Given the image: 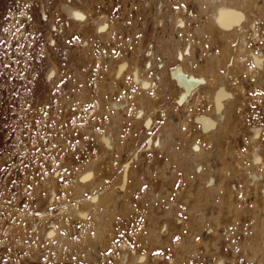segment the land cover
I'll use <instances>...</instances> for the list:
<instances>
[{
	"label": "rangeland",
	"instance_id": "1",
	"mask_svg": "<svg viewBox=\"0 0 264 264\" xmlns=\"http://www.w3.org/2000/svg\"><path fill=\"white\" fill-rule=\"evenodd\" d=\"M238 2L247 20L228 44L211 0H0V264H264V0ZM190 50L211 83L233 58L214 140L196 119L207 90L171 104L167 71Z\"/></svg>",
	"mask_w": 264,
	"mask_h": 264
},
{
	"label": "bare ground",
	"instance_id": "2",
	"mask_svg": "<svg viewBox=\"0 0 264 264\" xmlns=\"http://www.w3.org/2000/svg\"><path fill=\"white\" fill-rule=\"evenodd\" d=\"M238 5H241V3L238 2V0H211L210 3L211 12L208 19L209 25L215 27V29L219 31L220 36L222 38H226L228 44H231L232 38L237 35V33L241 30L243 24L247 20L245 10H243V8L241 7L238 8ZM61 8L63 13L67 17L68 22H71L72 24L79 26H84V24H87L89 22L88 14L85 11L81 10L80 8L72 6L67 3H62ZM106 21H107V17L105 15H101L100 17L93 19L92 25L94 26L97 35L101 36L102 34L105 33V29L107 27ZM51 40H53L52 34H48V42ZM51 44L53 45V41H51ZM193 57H194V52L190 50V52H188L187 55L182 56V61H183L182 64H178L176 65V67H173L172 69L167 71L168 80L174 82L175 85L177 86L176 97L174 98L171 104H174V106H177V108L182 107L186 109L191 103L193 98L194 99L198 98V96L196 95L198 91L204 90L206 92L207 90L206 94L210 101L209 108L204 114L205 115L204 117L200 116L196 119H198L201 122L203 127L202 132L201 133L199 132L201 136H205V137L207 136L210 137L209 139L214 140L218 138L217 135H221V134L223 135L226 133L227 126H225L226 123L225 118L228 117L227 116L228 107L230 104H232L236 96L234 90H232L227 83V76H228L227 74L228 72H230V69L233 67L231 65V60L233 58L229 57L228 59H226L227 60V64L225 65L226 70L222 72L221 75L219 76L216 75L218 77L216 78L215 82L211 83L204 74H201L200 72L198 73L196 71V67H197L196 63L192 62L191 64V60L193 59ZM213 58L214 55L213 56L211 55L209 58L207 57L206 60L210 63H213L214 61ZM50 64L52 66L48 70L49 73L47 74L48 79L53 77L54 74L56 75L55 72L57 70L51 61ZM123 64L119 68V70H116L115 72L118 78H121V76L126 72V67H125L126 65ZM131 75L132 77H134V81L138 85V87L144 92L149 90V86L150 87L153 86L151 80L149 81L148 78H145L144 76L140 75L138 68H135L134 71H132ZM112 105L113 107H115L114 104ZM147 122H148L147 128L151 127L150 121ZM199 128L200 126H198V129ZM101 140L103 141L106 147L107 144L111 142L110 139H101ZM164 142H165L164 139L158 142H154V140L148 141L149 145L151 146L154 145L156 147L162 146ZM192 146H193L192 149L195 152L202 151V147L201 145H199V143L198 145H195V147L194 145ZM253 155L254 157H256L258 154L255 151ZM94 177L95 176L93 175V162H92L85 166V170L82 169L79 171V174L77 175V181L83 184V186L89 187ZM95 195L96 198L98 199L100 194L98 192ZM52 200H49V202H51ZM93 200H95V198H93ZM54 229L55 230L52 229L51 231L47 232L46 234L47 240L55 237V235L58 233V229L57 228ZM138 259L139 258H137V260Z\"/></svg>",
	"mask_w": 264,
	"mask_h": 264
}]
</instances>
